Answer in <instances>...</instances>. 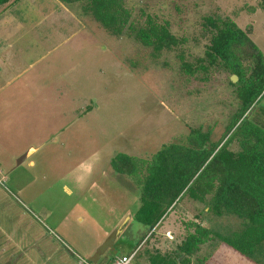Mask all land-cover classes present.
Returning a JSON list of instances; mask_svg holds the SVG:
<instances>
[{
	"label": "rangeland",
	"instance_id": "rangeland-1",
	"mask_svg": "<svg viewBox=\"0 0 264 264\" xmlns=\"http://www.w3.org/2000/svg\"><path fill=\"white\" fill-rule=\"evenodd\" d=\"M122 1L133 20L166 22L185 44L154 59L132 37L105 32L81 4L0 6V31L9 33L0 36V221H13L18 211L39 233L43 251L34 264H94L97 256L106 264L137 247L139 262L148 264L146 251L172 252L188 223L204 220L217 233L235 227L233 218H215L187 197L144 242L147 228L135 219L139 188L111 161L119 153L149 160L163 145L184 142L191 128L211 130V141H220L238 108L230 74L213 68L205 81L203 74L187 77L177 55L204 57L206 16L229 18L243 30L251 25L249 37L264 55V12L258 0ZM247 120L264 130V95ZM31 147L36 151L25 158ZM188 260L255 264L217 239Z\"/></svg>",
	"mask_w": 264,
	"mask_h": 264
},
{
	"label": "trees",
	"instance_id": "trees-1",
	"mask_svg": "<svg viewBox=\"0 0 264 264\" xmlns=\"http://www.w3.org/2000/svg\"><path fill=\"white\" fill-rule=\"evenodd\" d=\"M9 1L0 0V6ZM59 1L81 4L82 13L105 32L113 37H132L149 48L154 59L185 44L170 32L166 22L159 23L150 15L142 22L133 20L122 0ZM258 7L264 12V0H258ZM201 26L209 36L204 57L189 62L179 49L177 59L180 72L187 77L203 74L201 80L205 81L213 68L237 77V83L229 80V84L238 108L222 139L214 143L211 130L191 128L184 142L163 145L149 160L119 153L113 157L111 168L139 188L135 219L147 228L142 237L145 242L159 222L187 197L204 204L207 214L215 218L236 221L234 229L228 228L226 233L213 232L203 225L204 220L188 223V234L172 252L146 251L145 263L186 264L203 245L217 239L255 264H264V130L247 120V114L264 95V55L249 37L251 25L243 30L229 18L206 16ZM233 143L237 150L232 149ZM140 257L139 252L138 264Z\"/></svg>",
	"mask_w": 264,
	"mask_h": 264
},
{
	"label": "crops",
	"instance_id": "crops-1",
	"mask_svg": "<svg viewBox=\"0 0 264 264\" xmlns=\"http://www.w3.org/2000/svg\"><path fill=\"white\" fill-rule=\"evenodd\" d=\"M5 34L8 35L9 33L0 31V36L6 38ZM31 149L36 151V148L31 147L29 154L33 152ZM29 154L26 152L24 157H28ZM32 164V162H29V165ZM1 201L0 197V203ZM0 210L5 211L2 208ZM16 213L18 211H13V221L10 222L9 217H7L8 221H0V264H28V262L34 264L32 258L39 256V248L43 251V244L39 247V233L37 234L30 225L22 220L23 216L20 213ZM92 261H94V264H102L104 262L102 258Z\"/></svg>",
	"mask_w": 264,
	"mask_h": 264
},
{
	"label": "built area",
	"instance_id": "built-area-1",
	"mask_svg": "<svg viewBox=\"0 0 264 264\" xmlns=\"http://www.w3.org/2000/svg\"><path fill=\"white\" fill-rule=\"evenodd\" d=\"M139 247L135 248L127 255L114 258L109 264H138ZM79 264H92L85 260H80Z\"/></svg>",
	"mask_w": 264,
	"mask_h": 264
},
{
	"label": "water",
	"instance_id": "water-1",
	"mask_svg": "<svg viewBox=\"0 0 264 264\" xmlns=\"http://www.w3.org/2000/svg\"><path fill=\"white\" fill-rule=\"evenodd\" d=\"M237 80H238V79H237L236 76H231V77H230V81H231V83H233V84H234ZM31 150H34V149H31ZM29 152H30V151H28V154H29Z\"/></svg>",
	"mask_w": 264,
	"mask_h": 264
},
{
	"label": "flooded vegetation",
	"instance_id": "flooded-vegetation-1",
	"mask_svg": "<svg viewBox=\"0 0 264 264\" xmlns=\"http://www.w3.org/2000/svg\"><path fill=\"white\" fill-rule=\"evenodd\" d=\"M28 151H29V150H28ZM28 151H27V152H28ZM144 242H145V241H144ZM99 258H102V261H104V260H103V257H100V256H99V257L97 256L94 260H98ZM98 262H99V261H98Z\"/></svg>",
	"mask_w": 264,
	"mask_h": 264
}]
</instances>
